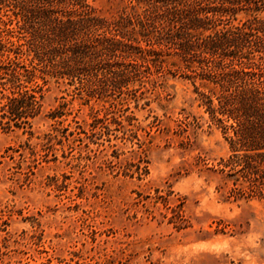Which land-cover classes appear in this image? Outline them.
<instances>
[{
  "label": "rangeland",
  "instance_id": "1",
  "mask_svg": "<svg viewBox=\"0 0 264 264\" xmlns=\"http://www.w3.org/2000/svg\"><path fill=\"white\" fill-rule=\"evenodd\" d=\"M81 1L108 21L136 3ZM0 3V83L40 103L17 119L0 95V264H264V166L233 157L252 152H233L199 63L139 36L63 75Z\"/></svg>",
  "mask_w": 264,
  "mask_h": 264
},
{
  "label": "trees",
  "instance_id": "2",
  "mask_svg": "<svg viewBox=\"0 0 264 264\" xmlns=\"http://www.w3.org/2000/svg\"><path fill=\"white\" fill-rule=\"evenodd\" d=\"M11 1L31 47L63 75L127 57L139 48V36L199 63L201 73L217 85L212 95L218 104L211 113L232 121L233 152H252L233 157L244 171L264 166V0H134L131 13L110 21L92 16L81 0ZM239 11L250 17L243 26L219 28ZM11 78L9 89H21L18 76ZM3 87L0 83L3 106L14 118L20 119L25 108H40L32 94H5Z\"/></svg>",
  "mask_w": 264,
  "mask_h": 264
}]
</instances>
